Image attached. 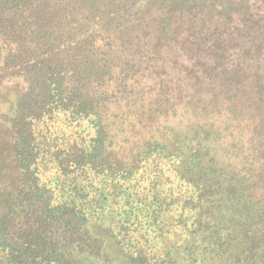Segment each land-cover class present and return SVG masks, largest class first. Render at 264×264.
Listing matches in <instances>:
<instances>
[{"label":"trees","instance_id":"1","mask_svg":"<svg viewBox=\"0 0 264 264\" xmlns=\"http://www.w3.org/2000/svg\"><path fill=\"white\" fill-rule=\"evenodd\" d=\"M0 264H264V0H0Z\"/></svg>","mask_w":264,"mask_h":264}]
</instances>
